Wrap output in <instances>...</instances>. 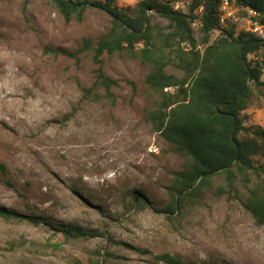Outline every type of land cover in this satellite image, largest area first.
Returning a JSON list of instances; mask_svg holds the SVG:
<instances>
[{
	"label": "rangeland",
	"instance_id": "374dc122",
	"mask_svg": "<svg viewBox=\"0 0 264 264\" xmlns=\"http://www.w3.org/2000/svg\"><path fill=\"white\" fill-rule=\"evenodd\" d=\"M138 1L118 6L132 16ZM179 1L174 8L186 11L190 0ZM247 16L240 11L231 24L246 30ZM152 25L159 44L167 23L155 17ZM109 28L96 9L65 22L51 0H0V209L17 215L0 216V264H168L162 255L264 264V225L244 208L247 172L234 171L231 182L215 175L181 210L165 211L186 160L146 117L159 103L146 84L148 65L103 54L102 72L117 81L113 103L82 97L95 79L92 52L55 50L73 53L83 39L95 46ZM193 35L201 51L196 24ZM166 73L181 75L172 66ZM242 115L244 127L264 130V85ZM137 191L145 206L128 205ZM67 225L85 237L64 235Z\"/></svg>",
	"mask_w": 264,
	"mask_h": 264
},
{
	"label": "trees",
	"instance_id": "16d2710c",
	"mask_svg": "<svg viewBox=\"0 0 264 264\" xmlns=\"http://www.w3.org/2000/svg\"><path fill=\"white\" fill-rule=\"evenodd\" d=\"M258 14L253 18L264 26V0H228ZM65 22L80 21L88 8L110 17V28L95 46L83 39L82 47L73 53L58 48L56 54L76 58L92 52L96 65L95 79L83 89V98L113 103L110 90L117 81L104 75L100 57L103 54H126L150 67L146 77L148 87L158 94L159 103L146 117L160 137L186 160L177 174L176 183L168 188L171 198L165 211L173 214L183 208L185 198L207 185L218 174L228 182L235 172H247L244 208L257 225H264V130L244 127L245 111L254 90L263 86L264 39L254 33L237 30L219 23L222 0H190L185 11L176 7L179 0H139L130 16L118 6V0H51ZM167 25L156 43L153 34L155 18ZM202 34L200 51L193 35V25ZM164 30H168L166 33ZM216 33L211 40L212 33ZM160 37V36H159ZM172 66L180 77L166 73ZM172 88V92H164ZM99 90L102 93H99ZM248 138L241 139V134ZM1 171H4L0 165ZM128 205L145 206L139 191L133 192ZM17 216L0 209V216ZM8 218V217H5ZM36 224V222H33ZM66 236H84L75 226L59 227ZM168 264H189L176 257L162 255Z\"/></svg>",
	"mask_w": 264,
	"mask_h": 264
},
{
	"label": "built area",
	"instance_id": "2783aa9c",
	"mask_svg": "<svg viewBox=\"0 0 264 264\" xmlns=\"http://www.w3.org/2000/svg\"><path fill=\"white\" fill-rule=\"evenodd\" d=\"M247 13V31H250L252 33H255L261 38H264V27L262 24H260L257 20H254V17H257L258 15L248 9H243ZM238 12L237 8H234L228 1L223 0L222 6H221V15H220V22L222 24H225V22L229 19L237 20L236 13Z\"/></svg>",
	"mask_w": 264,
	"mask_h": 264
},
{
	"label": "clouds",
	"instance_id": "9594fccd",
	"mask_svg": "<svg viewBox=\"0 0 264 264\" xmlns=\"http://www.w3.org/2000/svg\"><path fill=\"white\" fill-rule=\"evenodd\" d=\"M226 1H228V0H226ZM222 2H223V0H222ZM229 2V1H228ZM233 7L234 6H236L234 3H231V2H229ZM221 6H222V3H221ZM221 6H220V14H219V23H220V25L221 26H226L227 25V23H231V22H233V21H235V20H232V19H229V20H227L226 22H225V24H222L221 22H220V15H221ZM234 8H237L238 9V12H240V11H244L243 9H248V8H241V7H239V6H237V7H234ZM248 10H250V9H248ZM252 11V10H251ZM238 12L236 13V15L238 14ZM245 13H246V11H244ZM254 12V11H253ZM258 15V14H257ZM258 17V16H257ZM238 18V17H237ZM254 18H256V17H254ZM261 24V23H260ZM264 27V26H263ZM244 31H247V30H244ZM248 32H250V31H248ZM252 33V32H251ZM255 34V33H254ZM256 35V34H255ZM256 36H258V35H256ZM259 37V36H258ZM261 38V37H260ZM264 39V38H263ZM172 88H165L164 89V92H169V90H171ZM173 90V89H172Z\"/></svg>",
	"mask_w": 264,
	"mask_h": 264
}]
</instances>
